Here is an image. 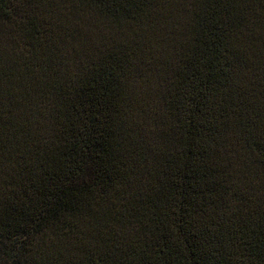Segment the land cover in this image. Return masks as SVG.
<instances>
[{"label":"trees","instance_id":"trees-1","mask_svg":"<svg viewBox=\"0 0 264 264\" xmlns=\"http://www.w3.org/2000/svg\"><path fill=\"white\" fill-rule=\"evenodd\" d=\"M0 264H264V0H0Z\"/></svg>","mask_w":264,"mask_h":264},{"label":"rangeland","instance_id":"rangeland-1","mask_svg":"<svg viewBox=\"0 0 264 264\" xmlns=\"http://www.w3.org/2000/svg\"><path fill=\"white\" fill-rule=\"evenodd\" d=\"M0 178H3V176H1Z\"/></svg>","mask_w":264,"mask_h":264}]
</instances>
